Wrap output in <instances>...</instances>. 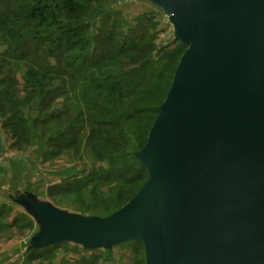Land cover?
Returning a JSON list of instances; mask_svg holds the SVG:
<instances>
[{
    "label": "water",
    "instance_id": "water-1",
    "mask_svg": "<svg viewBox=\"0 0 264 264\" xmlns=\"http://www.w3.org/2000/svg\"><path fill=\"white\" fill-rule=\"evenodd\" d=\"M187 49L145 146L148 178L105 218L22 195L33 248L140 241L145 264H264V0H148Z\"/></svg>",
    "mask_w": 264,
    "mask_h": 264
},
{
    "label": "trees",
    "instance_id": "trees-1",
    "mask_svg": "<svg viewBox=\"0 0 264 264\" xmlns=\"http://www.w3.org/2000/svg\"><path fill=\"white\" fill-rule=\"evenodd\" d=\"M112 1L0 0L3 126L19 140L41 144L36 127L65 119L66 127L48 141L58 151L85 145L98 163L109 164L107 171H93L83 180L66 182L57 188L59 192L78 193L90 185L112 182H146L147 170L135 153L147 142L186 49L181 46L153 61V17H137L131 27L120 12L109 9ZM161 81H169L168 87L154 89ZM154 97H158L156 105H145ZM58 100H62L61 109L48 114L47 109ZM144 115H148L144 139L140 144L131 143L125 124ZM9 215V210L0 206V227ZM63 245L68 243L30 252L23 264L41 259L37 253L48 259L50 251ZM121 245L133 247L141 259L137 264H144L140 241ZM90 260L81 263L96 261Z\"/></svg>",
    "mask_w": 264,
    "mask_h": 264
},
{
    "label": "rangeland",
    "instance_id": "rangeland-1",
    "mask_svg": "<svg viewBox=\"0 0 264 264\" xmlns=\"http://www.w3.org/2000/svg\"><path fill=\"white\" fill-rule=\"evenodd\" d=\"M109 9L120 12L131 27L135 26L137 17L146 14L153 17L156 23L153 61L181 48L182 45L175 40L174 29L168 18L148 0H113ZM23 73L24 71L19 75ZM168 84L169 81L157 82L154 89H166ZM157 98L154 97L145 105H156ZM61 104L62 100H58L46 112L50 114L60 110ZM147 117L148 115L135 117L126 122L127 139L131 143L140 144L143 141V127L147 123ZM64 120L36 127L37 136L43 141L40 146L38 142L28 144L23 139L14 137L10 128L3 126L6 119H0V206L6 207L10 212L0 227V264H23L25 255L39 250L33 248L39 227L22 203V195L33 196L66 213L105 218L130 202L143 185L141 182L131 185L112 182L100 186L90 185L78 193L59 192L57 188L66 182L83 180L93 171L109 169V164L98 163L85 145L58 151L53 143L48 141L49 138L53 139L54 133L66 127ZM14 223L16 225H13ZM47 255L49 258L43 259L46 258L44 253H37L36 256L41 259L34 258L29 264H82L83 260L89 261L91 258L96 259L94 264L141 262L140 257L133 253V247L129 245H116L109 250L98 248L85 251L81 247L68 244L57 247Z\"/></svg>",
    "mask_w": 264,
    "mask_h": 264
},
{
    "label": "crops",
    "instance_id": "crops-1",
    "mask_svg": "<svg viewBox=\"0 0 264 264\" xmlns=\"http://www.w3.org/2000/svg\"><path fill=\"white\" fill-rule=\"evenodd\" d=\"M73 245V244H72Z\"/></svg>",
    "mask_w": 264,
    "mask_h": 264
}]
</instances>
